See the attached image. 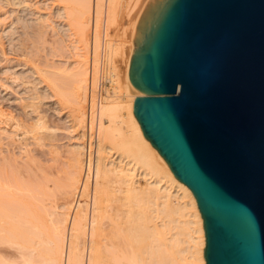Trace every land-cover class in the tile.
Listing matches in <instances>:
<instances>
[{
    "label": "bare ground",
    "instance_id": "obj_1",
    "mask_svg": "<svg viewBox=\"0 0 264 264\" xmlns=\"http://www.w3.org/2000/svg\"><path fill=\"white\" fill-rule=\"evenodd\" d=\"M166 1L54 0L74 57L38 76L78 134L53 189L45 177L24 185L0 172V244L20 256L0 264H205L196 200L145 138L132 108L144 94L129 83L130 58ZM37 19L52 27L48 15ZM101 63L111 89L96 107L91 142L83 104ZM7 124L0 112L4 135L13 132ZM36 125L42 128L39 118ZM51 197L62 203L47 210L43 200Z\"/></svg>",
    "mask_w": 264,
    "mask_h": 264
},
{
    "label": "water",
    "instance_id": "obj_2",
    "mask_svg": "<svg viewBox=\"0 0 264 264\" xmlns=\"http://www.w3.org/2000/svg\"><path fill=\"white\" fill-rule=\"evenodd\" d=\"M128 78L143 135L196 200L205 264H264V0H167Z\"/></svg>",
    "mask_w": 264,
    "mask_h": 264
},
{
    "label": "rangeland",
    "instance_id": "obj_3",
    "mask_svg": "<svg viewBox=\"0 0 264 264\" xmlns=\"http://www.w3.org/2000/svg\"><path fill=\"white\" fill-rule=\"evenodd\" d=\"M56 12L54 0H0V112L13 130L9 138L0 131V172L24 185L45 177L48 189L68 171V151L78 134L69 126L67 108L53 100L38 76V70L74 57ZM46 15L51 28L38 24ZM38 118L41 129L35 128ZM43 201L47 210L62 203L57 197ZM16 253L0 244V258L18 260Z\"/></svg>",
    "mask_w": 264,
    "mask_h": 264
},
{
    "label": "built area",
    "instance_id": "obj_4",
    "mask_svg": "<svg viewBox=\"0 0 264 264\" xmlns=\"http://www.w3.org/2000/svg\"><path fill=\"white\" fill-rule=\"evenodd\" d=\"M97 85L94 87L89 86L87 91L85 111H86V125L87 137L91 138V142L94 141L96 132V125L98 121L96 107L104 95L111 89L110 79L106 72V67L101 63L98 67ZM91 123V126H90ZM89 138V139H90Z\"/></svg>",
    "mask_w": 264,
    "mask_h": 264
}]
</instances>
